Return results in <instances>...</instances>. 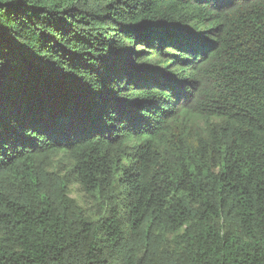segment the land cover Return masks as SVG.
<instances>
[{
    "label": "trees",
    "instance_id": "1",
    "mask_svg": "<svg viewBox=\"0 0 264 264\" xmlns=\"http://www.w3.org/2000/svg\"><path fill=\"white\" fill-rule=\"evenodd\" d=\"M0 264H264V0H0Z\"/></svg>",
    "mask_w": 264,
    "mask_h": 264
},
{
    "label": "rangeland",
    "instance_id": "2",
    "mask_svg": "<svg viewBox=\"0 0 264 264\" xmlns=\"http://www.w3.org/2000/svg\"><path fill=\"white\" fill-rule=\"evenodd\" d=\"M69 196L75 199L80 205H82L88 212H90V203L84 197V193L79 185L73 184L69 188ZM87 201V203L85 202Z\"/></svg>",
    "mask_w": 264,
    "mask_h": 264
}]
</instances>
